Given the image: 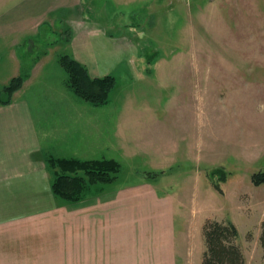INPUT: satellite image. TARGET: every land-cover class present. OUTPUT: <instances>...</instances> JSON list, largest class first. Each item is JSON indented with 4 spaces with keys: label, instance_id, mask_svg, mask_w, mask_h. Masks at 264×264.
Wrapping results in <instances>:
<instances>
[{
    "label": "rangeland",
    "instance_id": "1",
    "mask_svg": "<svg viewBox=\"0 0 264 264\" xmlns=\"http://www.w3.org/2000/svg\"><path fill=\"white\" fill-rule=\"evenodd\" d=\"M80 2L70 17L56 13L54 26L64 28L66 16L100 29L94 57L105 58L103 70L117 83L108 109L122 107L128 123L143 117L158 129L138 157L130 142L140 126L135 139L113 143L117 155L111 156L124 160L117 179L146 177L175 195L183 204L176 225L188 236L193 259L205 250V222L228 220L238 231L244 264H264V185L251 183L254 173L264 172V0ZM72 38L59 37V56L70 55ZM147 109L148 115L141 111Z\"/></svg>",
    "mask_w": 264,
    "mask_h": 264
},
{
    "label": "crops",
    "instance_id": "2",
    "mask_svg": "<svg viewBox=\"0 0 264 264\" xmlns=\"http://www.w3.org/2000/svg\"><path fill=\"white\" fill-rule=\"evenodd\" d=\"M80 3L0 0V90L12 78L24 81L11 103L0 105V264H202L176 225L183 204L146 177L94 185L71 203L52 191L62 172L50 168L49 158L121 164L124 160L111 156L117 155L113 143L135 139L140 126L138 139L130 142L138 147L131 155L138 157L158 131L147 118L138 117L133 125L122 107L92 106L67 87L54 47L65 32L74 37L69 54L92 77L109 75L105 58L94 57L100 29L80 27L78 18L66 16L60 18L64 28L54 26L56 13L70 17ZM142 128L151 131L146 135Z\"/></svg>",
    "mask_w": 264,
    "mask_h": 264
},
{
    "label": "trees",
    "instance_id": "3",
    "mask_svg": "<svg viewBox=\"0 0 264 264\" xmlns=\"http://www.w3.org/2000/svg\"><path fill=\"white\" fill-rule=\"evenodd\" d=\"M59 64L67 75L68 88L76 97L92 106L108 104L117 84L113 76L91 77L86 66L70 55H61ZM23 82L20 76L12 78L0 91V105L11 103L12 95L21 89ZM48 165L62 172L52 184L54 195L70 202L79 201L90 187L98 183L115 181L120 171L119 163L113 159L80 161L49 158ZM78 172L84 176H78ZM251 183L253 186L264 185V172L254 173ZM202 234L205 244L202 264H244L243 253L237 244L238 231L233 223L208 220ZM259 242L264 258V222L261 224Z\"/></svg>",
    "mask_w": 264,
    "mask_h": 264
}]
</instances>
